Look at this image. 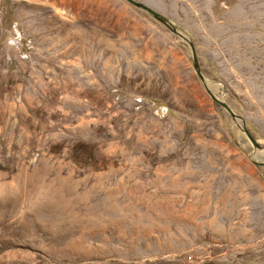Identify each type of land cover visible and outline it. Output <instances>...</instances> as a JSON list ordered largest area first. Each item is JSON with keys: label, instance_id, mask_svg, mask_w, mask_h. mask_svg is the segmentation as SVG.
<instances>
[{"label": "rangeland", "instance_id": "rangeland-1", "mask_svg": "<svg viewBox=\"0 0 264 264\" xmlns=\"http://www.w3.org/2000/svg\"><path fill=\"white\" fill-rule=\"evenodd\" d=\"M136 1L202 83L123 0H0V264H264V0Z\"/></svg>", "mask_w": 264, "mask_h": 264}, {"label": "water", "instance_id": "water-1", "mask_svg": "<svg viewBox=\"0 0 264 264\" xmlns=\"http://www.w3.org/2000/svg\"><path fill=\"white\" fill-rule=\"evenodd\" d=\"M126 3H128L129 5H131L132 7L139 9L143 12H145L148 16H150L153 20H155L156 22L160 23L161 25H163L168 31H170L171 33L177 35L180 38H183V40L185 41V43L187 44L190 54H191V58H192V65H193V69L194 72L198 78V80L202 83L203 82V78L200 74V72L198 71V66L196 65V60H195V55H194V48L193 45L190 41H188L187 39H185L183 36H181L177 30L168 22V20L162 16L161 14L157 13L156 11L152 10L151 8H149L148 6H146L145 4L138 2L136 0H123ZM211 100L217 104L218 106H220L226 113L227 115L235 122L240 124V129L242 130V132L244 133V135L246 136V138L250 141V143L258 148V145L256 144V142L252 139V137L248 134V132L245 130V128L243 127V122L239 117H236L233 112L229 109V107L223 103L222 101L214 98L212 95H210ZM262 151L264 152V148H262Z\"/></svg>", "mask_w": 264, "mask_h": 264}, {"label": "bare ground", "instance_id": "bare-ground-1", "mask_svg": "<svg viewBox=\"0 0 264 264\" xmlns=\"http://www.w3.org/2000/svg\"><path fill=\"white\" fill-rule=\"evenodd\" d=\"M207 87H208V88H211V89L213 90V86H212L211 84H207ZM207 87H206V89L209 91V89H208ZM209 93L212 94L210 91H209ZM212 96H213L214 98H216L215 95L212 94Z\"/></svg>", "mask_w": 264, "mask_h": 264}]
</instances>
